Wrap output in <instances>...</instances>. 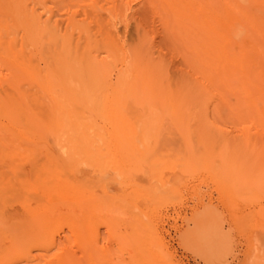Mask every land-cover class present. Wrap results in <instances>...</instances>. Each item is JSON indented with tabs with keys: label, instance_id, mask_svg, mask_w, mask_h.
<instances>
[{
	"label": "rangeland",
	"instance_id": "374dc122",
	"mask_svg": "<svg viewBox=\"0 0 264 264\" xmlns=\"http://www.w3.org/2000/svg\"><path fill=\"white\" fill-rule=\"evenodd\" d=\"M20 2L61 29L74 7L69 0ZM196 2L206 33L199 28L186 42L165 28L155 1L80 0L83 21L92 7L106 16L122 3L128 21H116L120 41L135 38L139 23L142 50L161 61L165 76L114 96L120 56L109 57L111 81H88L91 100H68L73 119L85 125L68 131L67 150L54 138L57 118L36 108L47 101H28L37 113H22L19 128L0 115V141L16 134L22 147L0 149V264H264V0ZM21 35L10 34L17 45ZM26 51L31 64L43 65L36 49ZM222 136H236L241 150L217 152ZM39 146L29 151L30 165L24 149ZM12 211L21 223H2ZM43 237L55 245L41 247ZM15 241L35 259L20 250L6 263Z\"/></svg>",
	"mask_w": 264,
	"mask_h": 264
},
{
	"label": "bare ground",
	"instance_id": "6f19581e",
	"mask_svg": "<svg viewBox=\"0 0 264 264\" xmlns=\"http://www.w3.org/2000/svg\"><path fill=\"white\" fill-rule=\"evenodd\" d=\"M69 1L74 3V7H68L66 24L61 29L56 21L51 20V16L41 20L33 10L23 7L20 0H0V55L3 57L0 59V66L5 70L3 74H0V115L10 118L11 128L14 126L19 128L22 113H29V115L37 113L33 108H29L28 101H47L46 106L36 104V108L40 106L42 109H38L39 112H47L57 118L53 132L54 138L58 147L65 146L66 150L68 149V131L80 130L85 125L82 118L73 119L74 108L69 107L68 100L72 97L78 100L90 99L93 93L85 87L88 81H111L110 71L113 70V65L109 57L120 56V67L114 78L117 87L110 91V94L114 96H123L124 91L127 90L130 93H136L140 84L161 81L165 76L161 61L148 56V53L142 50L145 30L139 23L133 24L135 38H131L128 43L120 41L121 38L117 33L119 29L115 30L116 21L123 23L128 21L122 3L108 8L106 16H102L95 7H92L90 13L86 11L83 13V21L76 17L80 10V0ZM152 1H155L162 10L165 28L178 30L184 41H193L195 30L197 32L199 28L206 33L205 28L196 19V0H149L150 3ZM87 17L90 18L89 21ZM89 22L95 26L93 33ZM13 30L16 32L20 30L22 33L18 45L15 37L10 36ZM74 31L78 34L75 40L72 38ZM122 31L124 30L120 33ZM122 33L124 36V32ZM80 35L83 40H80ZM28 45L36 49L39 59L43 62L42 66L31 64V55L26 51ZM93 48L95 49L92 50ZM176 79L188 81L186 75L176 76ZM25 85L37 87L38 92H28ZM241 94L242 91L238 92L235 98L238 100ZM218 142L221 147V151H217L219 153L223 151L228 154L241 150L238 148L242 142L236 136H222ZM10 144H14L18 150L17 153L21 152L19 136L11 133L8 137H3L0 141V149L5 150ZM42 148L27 147L24 149L23 157L27 158V162H31L30 165H33L32 161L35 159L31 160L28 157L29 151ZM43 151L47 155L49 149ZM220 157L221 155L218 157L219 160H222ZM251 161L252 164L257 163V158ZM18 169L19 167L12 171L14 170V179L20 185L22 181ZM33 169V166L29 167V170ZM262 172L264 173V169ZM14 185L11 184L10 189H13ZM5 208L7 211L6 205ZM13 212L15 211L10 213L11 216H2L1 222L7 223L8 220L13 219L21 223L19 215ZM100 222L106 223L104 220ZM46 239L43 237L40 242L36 240L35 242H38L37 244L41 247L55 245L54 240L46 244ZM20 241H15L7 250L6 263L18 259L16 255H22L21 251L25 253L28 260L35 259L30 252H26L24 246L21 248ZM57 264H68V258H58Z\"/></svg>",
	"mask_w": 264,
	"mask_h": 264
}]
</instances>
